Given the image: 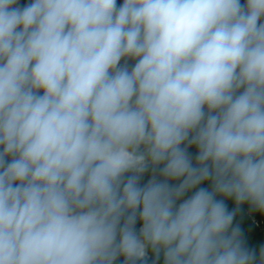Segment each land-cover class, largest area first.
<instances>
[{"label":"clouds","instance_id":"1","mask_svg":"<svg viewBox=\"0 0 264 264\" xmlns=\"http://www.w3.org/2000/svg\"><path fill=\"white\" fill-rule=\"evenodd\" d=\"M242 209L264 0H0V264H264Z\"/></svg>","mask_w":264,"mask_h":264},{"label":"trees","instance_id":"2","mask_svg":"<svg viewBox=\"0 0 264 264\" xmlns=\"http://www.w3.org/2000/svg\"><path fill=\"white\" fill-rule=\"evenodd\" d=\"M120 2L122 0H118V3ZM236 223L241 228L246 242L258 251L259 247L264 244V224L252 215V210L250 209H242L238 214ZM253 233L256 234L255 240L251 238Z\"/></svg>","mask_w":264,"mask_h":264}]
</instances>
